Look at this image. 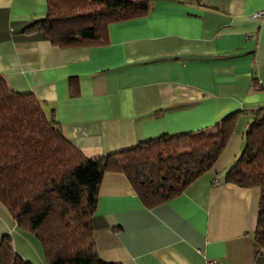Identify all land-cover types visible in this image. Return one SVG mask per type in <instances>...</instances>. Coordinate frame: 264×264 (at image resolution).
<instances>
[{"label": "crops", "instance_id": "crops-1", "mask_svg": "<svg viewBox=\"0 0 264 264\" xmlns=\"http://www.w3.org/2000/svg\"><path fill=\"white\" fill-rule=\"evenodd\" d=\"M262 11L264 0L156 1L111 24L104 46L59 48L22 32L45 17L46 0H0V76L32 94L87 159L241 112L212 170L168 203L147 209L124 175L104 174L91 220L102 261L264 264L253 241L259 192L225 182L251 121L245 111L264 107V14L250 17ZM2 235L24 261L45 264L0 205Z\"/></svg>", "mask_w": 264, "mask_h": 264}, {"label": "trees", "instance_id": "trees-1", "mask_svg": "<svg viewBox=\"0 0 264 264\" xmlns=\"http://www.w3.org/2000/svg\"><path fill=\"white\" fill-rule=\"evenodd\" d=\"M156 1L163 0H46L45 17L22 32L41 33L59 48L104 46L111 24L145 16ZM239 113L211 128L162 134L87 159L32 94L12 91L0 76V205L37 242L45 264H114L99 258L91 223L104 174L124 175L147 209L168 203L212 170ZM245 114L251 121L244 148L225 182L258 190L253 241L264 251V107ZM0 264H30L14 251L9 235L0 237Z\"/></svg>", "mask_w": 264, "mask_h": 264}, {"label": "built area", "instance_id": "built-area-1", "mask_svg": "<svg viewBox=\"0 0 264 264\" xmlns=\"http://www.w3.org/2000/svg\"><path fill=\"white\" fill-rule=\"evenodd\" d=\"M263 14H264V12L262 11V12H259V13L252 14L250 17L252 19H255V18H258V17L262 16Z\"/></svg>", "mask_w": 264, "mask_h": 264}, {"label": "rangeland", "instance_id": "rangeland-1", "mask_svg": "<svg viewBox=\"0 0 264 264\" xmlns=\"http://www.w3.org/2000/svg\"><path fill=\"white\" fill-rule=\"evenodd\" d=\"M244 141V140H243ZM244 144V143H243ZM243 148H244V145L242 146V148L240 149V151L237 153V157L235 158V160H234V163L236 162V160H238V158L241 156V153H242V151H243ZM233 163V164H234Z\"/></svg>", "mask_w": 264, "mask_h": 264}]
</instances>
